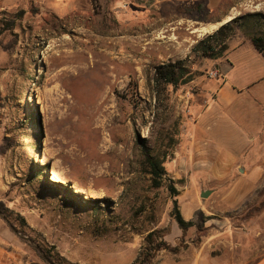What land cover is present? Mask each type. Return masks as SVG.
<instances>
[{
	"label": "rangeland",
	"instance_id": "1",
	"mask_svg": "<svg viewBox=\"0 0 264 264\" xmlns=\"http://www.w3.org/2000/svg\"><path fill=\"white\" fill-rule=\"evenodd\" d=\"M183 8L154 0H0V242L20 260L48 264L12 228L65 264H174L202 251L219 260L249 254L264 239V208L250 212L264 201V182L246 177L258 196L242 208L226 204L231 184L196 175L205 166L189 151L188 133L218 66L191 53L216 27L192 31L227 8L214 9L207 23ZM233 11L264 14V0ZM250 31L236 29L235 39ZM177 60H186L193 80L156 88L154 67ZM144 148L166 156L159 187L146 173ZM53 173L61 181L50 180ZM174 200L186 220L203 213L202 231L181 232ZM151 232L153 242L179 251L145 260Z\"/></svg>",
	"mask_w": 264,
	"mask_h": 264
},
{
	"label": "crops",
	"instance_id": "2",
	"mask_svg": "<svg viewBox=\"0 0 264 264\" xmlns=\"http://www.w3.org/2000/svg\"><path fill=\"white\" fill-rule=\"evenodd\" d=\"M154 1L158 6L186 7L202 0ZM206 1L211 12L218 7L227 8L220 18L214 21L216 23H211L218 24L215 30L220 24L227 22L228 18L235 17L233 10L236 7H246L253 2V0ZM235 36L237 34L227 41L225 54L213 61V64L218 66L216 70L220 78L204 85L202 98L205 102L200 105L197 122L188 133L190 140L188 149L196 156L206 158V161L202 159L205 167L197 169L196 175L198 177L202 175L204 182L218 184V187L231 184L230 190L223 194L226 204L229 206L237 204L244 208L247 200L258 196V191H252L251 187L246 186L249 184L246 177L253 174L255 184L264 182V57L255 50L249 39L236 40ZM194 180L193 178L192 181ZM9 247L6 242H0V264H11L15 259H20L19 254L9 250ZM202 252V254L197 252L194 256H189L186 252V256L182 254L176 256L178 258L172 262L264 264V239L257 242L256 250L240 256L232 255L216 260L211 255H206L205 251Z\"/></svg>",
	"mask_w": 264,
	"mask_h": 264
},
{
	"label": "trees",
	"instance_id": "3",
	"mask_svg": "<svg viewBox=\"0 0 264 264\" xmlns=\"http://www.w3.org/2000/svg\"><path fill=\"white\" fill-rule=\"evenodd\" d=\"M182 12H184L188 19L203 23L209 22L208 17L211 14V10L208 8L206 0L197 1L191 6H186L182 9ZM244 28L251 30L250 33H248L249 40L255 50L260 53L262 57H264V14L259 12L236 16L230 21L224 23L213 33L208 34L205 38L198 41L192 47L191 53L203 59L217 60L225 54L227 50L226 43L235 35L236 29ZM193 78V73L186 66V60H177L175 62H169L154 67L153 81L156 88L160 87L161 85H169L173 87L185 85L192 81ZM165 157L160 159L153 156L148 148L143 149L146 173L150 175L156 187L161 185L163 177L167 174L163 165L165 163ZM168 189L170 195L173 198L179 195L178 190L171 182L168 184ZM262 208H264V201H262L259 206L250 208V212H257L262 210ZM0 211H2L1 204ZM173 218L183 234L191 227H196L198 231H202L203 224L205 223L203 213L201 211H196L192 220L184 219L177 207L176 200L173 201ZM153 236V232L146 236V242L149 244V252L144 255L145 260H150L155 255V253L161 250H166L173 254H176L179 251L178 246L171 247L169 244H167V242H153ZM24 243L28 244L27 242ZM40 247L44 251L45 255L49 257L55 264H65L57 255L52 254L49 250L41 245ZM34 251L45 263H47L37 250L34 249Z\"/></svg>",
	"mask_w": 264,
	"mask_h": 264
},
{
	"label": "water",
	"instance_id": "4",
	"mask_svg": "<svg viewBox=\"0 0 264 264\" xmlns=\"http://www.w3.org/2000/svg\"><path fill=\"white\" fill-rule=\"evenodd\" d=\"M234 18V17H233ZM232 18V19H233ZM230 21V20H229ZM226 23V22H225ZM224 23H222V24H220V26L221 25H223ZM219 26V27H220ZM218 27V28H219ZM217 28V29H218ZM240 171H242V170H240ZM210 194V191H207V190H205V191H202L201 193H200V196L202 197V198H204V197H206V196H208ZM7 223H8V221L6 220V219H4ZM13 229V231L15 232V234L16 235H18L21 239H23V240H25L26 242H28L29 244H31L40 254H41V256H43V258L45 259V261L48 263V264H55L49 257H47L46 255H45V253H44V251L41 249V247L32 239V238H30V237H28V236H26V235H24V234H22V233H20L18 230H16L15 228H12Z\"/></svg>",
	"mask_w": 264,
	"mask_h": 264
},
{
	"label": "bare ground",
	"instance_id": "5",
	"mask_svg": "<svg viewBox=\"0 0 264 264\" xmlns=\"http://www.w3.org/2000/svg\"><path fill=\"white\" fill-rule=\"evenodd\" d=\"M231 20V18H228L227 21ZM216 26H218L217 24H213V25H208V26H202V27H199L197 29H194L192 32L194 33H197L199 36L205 34V33H208L209 30L215 28ZM111 150V149H110ZM50 180L52 181H55V182H59L61 181L60 177L58 175H56L55 173H53L51 176H50Z\"/></svg>",
	"mask_w": 264,
	"mask_h": 264
},
{
	"label": "built area",
	"instance_id": "6",
	"mask_svg": "<svg viewBox=\"0 0 264 264\" xmlns=\"http://www.w3.org/2000/svg\"><path fill=\"white\" fill-rule=\"evenodd\" d=\"M209 77L217 79V78H220V74H219V72L217 70H214V71H211L209 73ZM11 264H29V263L28 262H24V261H22L20 259H15L14 261H12Z\"/></svg>",
	"mask_w": 264,
	"mask_h": 264
}]
</instances>
